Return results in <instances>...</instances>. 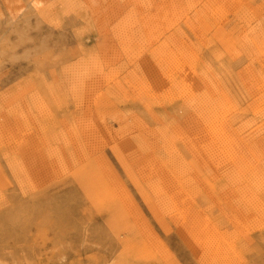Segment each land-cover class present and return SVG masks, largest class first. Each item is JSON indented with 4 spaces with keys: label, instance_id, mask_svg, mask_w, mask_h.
<instances>
[{
    "label": "rangeland",
    "instance_id": "obj_1",
    "mask_svg": "<svg viewBox=\"0 0 264 264\" xmlns=\"http://www.w3.org/2000/svg\"><path fill=\"white\" fill-rule=\"evenodd\" d=\"M0 264H264V0H0Z\"/></svg>",
    "mask_w": 264,
    "mask_h": 264
},
{
    "label": "bare ground",
    "instance_id": "obj_2",
    "mask_svg": "<svg viewBox=\"0 0 264 264\" xmlns=\"http://www.w3.org/2000/svg\"><path fill=\"white\" fill-rule=\"evenodd\" d=\"M14 16V15H13ZM12 17V16H11ZM180 85V84H179ZM197 254V253H196Z\"/></svg>",
    "mask_w": 264,
    "mask_h": 264
}]
</instances>
